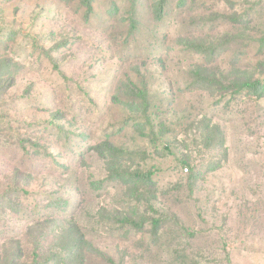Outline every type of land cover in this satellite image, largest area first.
Instances as JSON below:
<instances>
[{
    "label": "rangeland",
    "instance_id": "rangeland-1",
    "mask_svg": "<svg viewBox=\"0 0 264 264\" xmlns=\"http://www.w3.org/2000/svg\"><path fill=\"white\" fill-rule=\"evenodd\" d=\"M159 2L0 0V264H264V0Z\"/></svg>",
    "mask_w": 264,
    "mask_h": 264
},
{
    "label": "trees",
    "instance_id": "trees-1",
    "mask_svg": "<svg viewBox=\"0 0 264 264\" xmlns=\"http://www.w3.org/2000/svg\"><path fill=\"white\" fill-rule=\"evenodd\" d=\"M82 2L88 7V11H87V15L93 13V0H82ZM166 2L167 0H160L159 5H158V9H157V13H156V18L157 20H161L165 13V6H166ZM111 8H114V10L117 9L118 7V3L117 1H112L111 3ZM131 4L133 6V11L132 14L130 15V22H131V26H136V15H137V5H136V0H131ZM234 20H241L238 19L237 17ZM262 42H264V37L261 39ZM262 66H264V62L261 63ZM203 71L201 69L196 70V75L199 76V82H206L208 77L203 76ZM209 81V80H208ZM210 82V81H209ZM239 89L241 90H246L249 94H252L253 96H255L256 98H261L264 97V78H252V77H248V76H244L243 79H241V81L239 82ZM133 99H137L140 98L143 102V104L145 105V112L149 109V107H151V105L148 102V98L147 96L144 97H139V94L136 93H132ZM216 138H218V135H216L214 133V138H213V144L216 143ZM210 144H212L210 142ZM188 169V168H187ZM189 170V169H188ZM153 174L151 172H146L144 174H141L140 178L142 180V182L144 183H152L153 179H152ZM26 190L25 189H21V192L19 195H16L19 199L21 197V195L25 194ZM15 193L12 192V195H14ZM2 203L7 207L9 206L11 209H15L16 204L18 203L19 199L17 201H15L12 197H7L4 196L2 197ZM128 220H126L127 222ZM162 221V218L159 217L158 219H155V225L160 224V222ZM65 231L64 234L66 235V230L69 228V236H71V243H69V245L65 248V251L62 253L64 255H62L61 257L63 258H68L69 260H76V258H81L83 256V252L85 251L83 249V247H85L84 245L88 244L89 242L86 241L85 236L82 232V230L80 229L79 225L77 224V222H74V219L72 216L69 217V219L66 221L65 220ZM72 229H73V234L74 236L72 237ZM36 252H33V261L31 264H51L53 261H57L58 259H62L61 257L54 255L51 258H48L47 260H45L43 263H40V260L38 259L39 256L44 257V254L41 253L40 249L36 248L35 250ZM100 254L104 255L105 254L103 252H99ZM107 260L110 262L109 264H123L120 263L118 261H116L113 257H108ZM1 264H21L20 259H17L15 256V251H13L8 257H6L3 261H1Z\"/></svg>",
    "mask_w": 264,
    "mask_h": 264
},
{
    "label": "built area",
    "instance_id": "built-area-1",
    "mask_svg": "<svg viewBox=\"0 0 264 264\" xmlns=\"http://www.w3.org/2000/svg\"><path fill=\"white\" fill-rule=\"evenodd\" d=\"M185 171L187 172V171H188V169H185Z\"/></svg>",
    "mask_w": 264,
    "mask_h": 264
}]
</instances>
